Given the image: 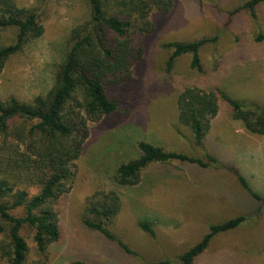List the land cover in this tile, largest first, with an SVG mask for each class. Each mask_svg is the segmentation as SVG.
<instances>
[{"label": "rangeland", "instance_id": "374dc122", "mask_svg": "<svg viewBox=\"0 0 264 264\" xmlns=\"http://www.w3.org/2000/svg\"><path fill=\"white\" fill-rule=\"evenodd\" d=\"M16 1L20 7L34 8L45 26L44 34L13 55L0 73V97L26 101L51 90L71 30L89 17L90 7L88 0ZM245 1L179 0L169 14H151L158 24L152 35H132L130 70L112 78L108 86L119 109L98 122H89L73 188L59 201L62 239L43 256L36 250L34 230L22 227L29 246L28 264L81 260L154 264L163 259L182 264L178 256L199 242L210 225L240 215L246 220L216 235L195 264H264V207L259 210V202L250 194L251 190L264 197V135L251 133L241 121L233 120L224 100L203 148L194 144L191 128L178 119V96L189 86L264 104V3L258 7L256 20L247 11L231 14ZM216 34L218 40L200 50L204 73L191 68L190 54L180 56L172 71L167 70L172 51L164 43ZM259 35L262 41L256 40ZM15 37L16 28H6L1 44H12ZM142 141L205 160L208 152L217 157L218 164L202 168L180 160L154 162L142 171L138 185L118 186L114 179L117 168L140 156L138 144ZM259 150L260 156H256ZM248 155L249 168L243 171L248 173L249 189H244L233 169L241 171ZM112 191L119 194L121 209L109 227L139 257L83 224L88 200L96 192ZM12 213L24 215L23 209ZM144 219L151 222L156 237L140 229L138 222Z\"/></svg>", "mask_w": 264, "mask_h": 264}, {"label": "trees", "instance_id": "16d2710c", "mask_svg": "<svg viewBox=\"0 0 264 264\" xmlns=\"http://www.w3.org/2000/svg\"><path fill=\"white\" fill-rule=\"evenodd\" d=\"M89 17L73 27L67 41V52L58 64L54 85L46 95H35L21 101L17 97H0V264H28L29 246L21 234L24 225L34 230L33 241L40 255L62 239L59 201L68 195L76 176V161L89 137V122H98L119 109V102L110 96L112 78L129 72L132 65V35L150 36L158 24L151 19L156 12L167 15L176 0H88ZM264 0H246L231 14L247 11L253 20ZM16 28L12 44L2 45V32ZM45 26L34 8L20 7L16 0H0V73L7 61L23 51L33 39L40 38ZM219 35L190 42L171 41L163 44L171 49L167 70L176 60L191 55V68L204 73L201 48L216 42ZM262 41L263 36L256 37ZM119 76V77H120ZM230 107L233 120L244 128L264 135V104L231 98L218 90L206 91L197 86L184 87L178 96V119L192 130L194 144L204 147L212 121L219 113L220 101ZM140 156L122 163L116 171L115 183L120 187L136 186L142 171L151 163L180 160L202 168L218 164L216 156L206 152V159L167 151L148 142L138 144ZM238 181L249 189L246 178L234 168ZM36 190L31 194V190ZM251 196L264 207V197ZM23 209V216L12 210ZM121 209L117 192H96L89 200L82 219L84 226L116 242L126 253L138 256L109 227ZM246 220L240 215L212 224L202 239L178 256L182 264H195L219 233L239 227ZM138 226L156 237L147 219ZM74 264H94L85 260ZM154 264H172L169 259Z\"/></svg>", "mask_w": 264, "mask_h": 264}, {"label": "crops", "instance_id": "0c3cea01", "mask_svg": "<svg viewBox=\"0 0 264 264\" xmlns=\"http://www.w3.org/2000/svg\"><path fill=\"white\" fill-rule=\"evenodd\" d=\"M178 1H179V0H176V4H177ZM256 154H257V152L254 153L253 156L256 155ZM256 156H260V150L258 151V154H257ZM262 156H264V155L262 154ZM246 168H249V155H248V161H247L246 166H244V168L241 169V171L238 169L239 172H240V173L246 178V180H247V182H248V185H249V181H248L249 176H248V173H246V172L243 171V170L246 169ZM250 172H254V171L252 170V171H250Z\"/></svg>", "mask_w": 264, "mask_h": 264}]
</instances>
